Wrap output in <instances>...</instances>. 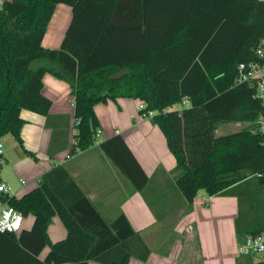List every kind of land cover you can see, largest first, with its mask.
<instances>
[{
    "label": "trees",
    "instance_id": "trees-1",
    "mask_svg": "<svg viewBox=\"0 0 264 264\" xmlns=\"http://www.w3.org/2000/svg\"><path fill=\"white\" fill-rule=\"evenodd\" d=\"M59 3L72 8V18L60 46L50 49L42 39ZM263 27L259 0H5L0 9V139L11 134L24 153L35 156L23 145L20 112L43 115L46 126L53 127L51 100L42 93L45 73L70 85L75 123L70 154L94 145L100 128L97 103L138 99L145 104L140 113L153 112L149 118L176 160L175 184L183 199L176 206L189 210L200 190L236 196L235 233L241 244L264 230V137L257 124L262 103L253 84L236 82L237 66L256 59ZM183 98L188 106L170 109ZM229 122L249 125L216 135L218 126ZM62 136L66 145L67 130L53 129L50 155ZM99 147L147 197L149 177L123 137L115 134ZM56 171L64 172L61 166L50 170L21 199L0 191L1 203L34 216L31 228L18 235L0 232V264L147 259L149 247L122 212L106 219L73 181L68 188L74 201L65 199L50 184ZM54 214L67 236L51 243L47 226Z\"/></svg>",
    "mask_w": 264,
    "mask_h": 264
},
{
    "label": "crops",
    "instance_id": "crops-1",
    "mask_svg": "<svg viewBox=\"0 0 264 264\" xmlns=\"http://www.w3.org/2000/svg\"><path fill=\"white\" fill-rule=\"evenodd\" d=\"M71 18L72 8L64 3L57 4L42 45L57 49ZM42 84L43 95L51 100L49 113L53 127L46 126L43 115L26 109L20 112L25 121L21 128L23 145L35 156L24 153L19 145V151H8L13 147V136L12 139L5 136L0 139L2 157L12 173L10 177L0 172V179L11 196L21 199L39 186L45 174L61 166L64 172L56 171L58 173L50 178V184L59 187L65 199L74 201L72 190L68 188H72L69 182L73 181L74 186L87 195L106 219L113 220L122 212L147 244L150 249L147 259L143 261L131 256L127 264L257 263L238 254L236 196H208L200 190L189 210L186 205L176 206L175 201H183L175 184L176 160L160 128L149 117L140 116L138 99L117 98L116 101L97 103L94 111L100 132L94 145L70 154L75 133L70 85L50 73L43 75ZM54 128L67 130L66 145L63 136L58 138L50 155L48 148ZM115 134L123 137L149 177L147 197L134 189L100 149L99 143ZM4 140L9 143V148L7 146L5 150ZM65 174H68L69 180ZM147 201H151L153 209ZM173 207L174 210H171ZM33 221L32 214L24 216L22 229H30ZM47 234L51 243L66 238L67 230L58 214L51 216ZM49 249L48 245L45 246L39 258L43 259ZM87 264L102 263L89 260Z\"/></svg>",
    "mask_w": 264,
    "mask_h": 264
},
{
    "label": "built area",
    "instance_id": "built-area-1",
    "mask_svg": "<svg viewBox=\"0 0 264 264\" xmlns=\"http://www.w3.org/2000/svg\"><path fill=\"white\" fill-rule=\"evenodd\" d=\"M5 0H0V9ZM264 3V0H259ZM255 60L248 62H241L237 66V83H251L255 86V94L260 99L263 111L257 118L258 131L264 137V27L263 34L254 50ZM189 105L187 98L170 107V109L181 110L183 107ZM145 108V104L140 101L138 104V112L140 116L151 117L153 112H142ZM100 130L96 132V136L99 135ZM0 154L2 155V145L0 143ZM22 183H24L22 181ZM0 191L3 193H9L8 187L0 182ZM24 216L14 207L0 202V232L14 233L16 235L23 228ZM238 254L240 255H252L257 258L258 261L264 262V230L255 235H249L243 243L238 246Z\"/></svg>",
    "mask_w": 264,
    "mask_h": 264
},
{
    "label": "rangeland",
    "instance_id": "rangeland-1",
    "mask_svg": "<svg viewBox=\"0 0 264 264\" xmlns=\"http://www.w3.org/2000/svg\"><path fill=\"white\" fill-rule=\"evenodd\" d=\"M247 126H244V124H240V123H237V122H229V123L221 124V125L218 126V128L216 130V135L226 134V133H229V132L238 130L240 128H245ZM11 136H12L11 134H6L5 135V137H8L9 139H12ZM4 139H7V138H4ZM7 146L9 148V143H7V141L4 140V142H3V149L5 150ZM8 151H10V152L19 151L18 144L14 141L13 147L12 148H9ZM0 172L2 174L8 175L10 177L12 176V173L10 171V168L7 165V162L4 160L3 157H2V168H1V171ZM24 183H25V181H24ZM251 261L255 263V262H257V258L256 257H251Z\"/></svg>",
    "mask_w": 264,
    "mask_h": 264
}]
</instances>
